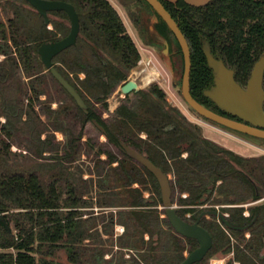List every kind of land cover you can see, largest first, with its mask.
<instances>
[{"label":"trees","instance_id":"16d2710c","mask_svg":"<svg viewBox=\"0 0 264 264\" xmlns=\"http://www.w3.org/2000/svg\"><path fill=\"white\" fill-rule=\"evenodd\" d=\"M63 1L77 11L80 31L76 44L56 55L53 62L81 95L88 113L43 66L37 51L41 43L69 33L67 14L49 12L62 21L49 17L46 24L26 0H6L13 15L7 22L0 20V54L4 55L0 60V116L6 118L1 130L21 122L32 145L28 147L29 160L8 164L5 153L10 152L11 144L0 133L5 150L0 152V264H62L60 252L65 253L68 264L181 263L185 248L196 240L177 234L162 216L157 179L124 152L122 143L145 155L165 174H173V192L187 193L178 201L181 218L187 220L185 215L190 213L191 222L196 221L203 212L198 206L206 203L228 205L222 210L228 213L230 224L246 226L244 230L250 233L244 245H234L235 259L240 264H264V202L249 206V216L243 214L244 206H239L264 197V155H238L202 137L198 126L169 103L156 84L134 92L133 101L119 105L113 119L104 121L95 105L107 108L109 95L127 81L138 64L139 49L109 0ZM164 5L188 41L190 92L196 101L210 107L202 95L213 81L202 51L205 41L234 70L235 80L247 83L255 62L264 54V0H211L204 7L178 0L164 1ZM23 77L28 83L23 84ZM48 77L76 105L81 129L63 153L44 157V152L50 151L49 136H41L48 130L41 119L38 124L33 118L32 104L23 107L19 101L25 94L23 87L30 92V101L41 94L48 96ZM60 111L47 106L44 114L50 118ZM23 114L27 116L24 121ZM94 119L104 133L93 124ZM87 123L118 152L89 143L95 154L93 165H74L77 143ZM84 174L88 177L83 178ZM147 181L154 188L149 198L144 197ZM94 206L99 211L84 218V209ZM117 225L124 228L121 234L114 231ZM200 225L211 234L213 246L194 264H207L213 253L232 250L230 237L220 225L206 224L205 216ZM225 227L241 240L243 229ZM124 252L129 253V259L124 258ZM106 254L110 256L106 258Z\"/></svg>","mask_w":264,"mask_h":264},{"label":"rangeland","instance_id":"374dc122","mask_svg":"<svg viewBox=\"0 0 264 264\" xmlns=\"http://www.w3.org/2000/svg\"><path fill=\"white\" fill-rule=\"evenodd\" d=\"M114 7L118 10L119 14L122 17L124 24L133 40L135 41L139 52L140 59H142V64H137L129 73L128 79H135L139 84L140 89H147L151 85H158L165 93L166 99L173 106L178 107L180 111L187 117V119L198 126L199 133L202 137L207 138L214 143L233 151L238 155L245 157H260L264 155V140H258L259 143H254L246 140L242 135L236 133L228 128L220 126L216 123H213L200 115H198L190 106L185 102L181 87H182V78L184 72V62L181 48L170 29L166 26L163 20L160 18L158 13L144 0H109ZM13 12L11 7L7 5L6 0H0V20L7 22L8 17L12 16ZM49 17L57 21H62L60 17L52 16L49 14ZM136 19V22L135 20ZM49 28H52L50 25ZM167 40V42L165 41ZM4 59V55L0 54V60ZM154 65V66H153ZM151 69L155 68L157 74L154 76L152 81L149 83L145 82V77L147 75L145 68ZM158 68V69H157ZM136 73V74H135ZM140 76V77H139ZM80 77L83 78L84 75L80 74ZM23 84L28 83V80L23 77ZM124 82L120 83L109 95L107 98V108L102 107L100 104L95 105V109L98 114L104 119V121L109 122L113 119V114L115 109L121 104H129L135 99L134 92L126 96L121 95L120 86ZM246 85V83L244 84ZM47 95L41 94L38 99L33 98L32 101L29 98L30 92L26 89L25 94L22 97L20 105L26 107L27 105L32 106L31 113L33 118L39 124V119L43 121L45 128L48 132L42 134L41 139H45L46 136H49V148L50 151L44 152V157L50 156L54 152L63 153L65 148L68 146L71 139L77 137L81 126L80 121L78 120L76 105L67 95L61 90L60 86L54 82L50 77H48L46 85ZM51 98V102L49 101ZM47 106H50V109L61 110L58 114L52 113L51 117L48 118L44 111ZM26 115L23 114L22 121L26 119ZM6 122L4 116H0V130L2 125ZM10 130V133H8ZM85 134L82 136L80 141L77 143L76 157L77 165L78 163L93 165L94 152L89 148V143L94 146L101 147L103 149L111 150L115 153L118 151L112 146L106 144V137L101 135L99 131L91 124L87 123L85 126ZM1 137L10 145V152L5 153L2 145L0 144V152L5 153L7 163H24L26 162L29 156H31V150L28 147H32L27 141L25 134V126L21 122H16V125L12 124L6 127L3 131H0ZM10 135V136H9ZM145 137V134H142ZM89 142H86V141ZM80 152V153H79ZM78 153L80 156L78 157ZM90 153V154H89ZM182 156H186V153H183ZM102 159H105L106 156L102 155ZM39 160L43 161V158ZM135 163V162H134ZM115 165V164H114ZM88 175L84 174L83 178H87ZM168 177L170 182L173 181V174L169 173ZM148 180V179H147ZM138 185H135L137 187ZM154 188L149 185L148 181L146 184V190L144 192V197L149 198ZM156 193V192H155ZM157 196V195H156ZM155 197V194L154 196ZM187 193L172 190V202L176 210L180 209L178 201L180 198H186ZM264 202V197L255 202H249L245 204H240L239 206H244L245 211L244 215L249 216L248 207L251 205L259 204ZM162 204L158 205V209L162 211ZM228 205L220 204H209L198 206L197 209L202 211H213L217 210L220 213H223L226 218L228 216L227 212H223L222 208L227 207ZM85 214L84 218L88 217V213L91 211L98 212L99 208L94 206L93 208L84 209ZM165 217V214H162ZM190 213L185 215L187 221L191 222L189 219ZM206 224L217 223L220 225L227 235L230 237V242L232 250L223 254L222 252L213 253L207 260V264H214L215 261H221L220 264H240V261L235 259L234 245L241 243L244 245L250 238V233L246 229H243V234H241V240L231 236L227 231L225 225L219 220L217 216L212 217V215H206ZM121 226V225H120ZM116 233V227L114 229ZM242 245H240L242 247ZM198 247L197 242H193L191 245H187L183 254L186 257L191 250H194ZM60 262L62 264H68L66 255L64 252H60ZM110 255L106 254L105 257L108 258ZM124 258L129 259V253L124 252Z\"/></svg>","mask_w":264,"mask_h":264},{"label":"water","instance_id":"95a60500","mask_svg":"<svg viewBox=\"0 0 264 264\" xmlns=\"http://www.w3.org/2000/svg\"><path fill=\"white\" fill-rule=\"evenodd\" d=\"M43 17L44 22L49 24V12L64 11L68 18L69 33L63 38L46 41L39 45L38 54L43 66L50 71L58 83L69 93L77 106L88 113L87 105L77 90L62 76L55 68L53 58L65 49L76 44L80 31V22L77 11L71 3L63 0H26ZM166 22L170 30L177 38L184 56V72L182 78V95L185 102L201 117L228 128L242 135L246 140L259 143L264 140V54L255 62L250 77L245 87L239 84L234 77V70L225 65L224 61L216 56L208 41L202 46V51L206 59V64L212 72V85L203 91V95L208 98L216 108L232 116L226 117L205 107L194 99L190 92L191 57L188 42L180 30L176 21L162 4L161 0H145ZM175 2L178 0H164ZM187 5L193 7H204L211 0H182ZM140 90L135 79H128L120 86V93L127 96L132 92ZM93 124L104 133V128L95 119ZM124 152L143 165L151 172L159 184L161 193V208L164 209L165 217L169 220L174 231L186 238L196 240L198 247L192 250L179 264H194L201 261L213 246V239L209 231L200 225V219L206 215H214L229 228L244 229L246 226H233L223 213L217 210L203 211L196 221L189 222L177 214V210L172 202V187L167 174L156 166L145 155L139 153L130 146L122 143Z\"/></svg>","mask_w":264,"mask_h":264},{"label":"flooded vegetation","instance_id":"af4514ba","mask_svg":"<svg viewBox=\"0 0 264 264\" xmlns=\"http://www.w3.org/2000/svg\"><path fill=\"white\" fill-rule=\"evenodd\" d=\"M144 2H146L145 0H144ZM161 2H162V4L164 5V0H161ZM168 2V1H167ZM147 3V2H146ZM164 7H165V5H164ZM166 8V7H165ZM168 11V10H167ZM169 12V11H168ZM170 13V12H169ZM170 15H171V13H170ZM172 16V15H171ZM161 18V17H160ZM173 18V17H172ZM162 19V18H161ZM174 19V18H173ZM163 20V19H162ZM175 20V19H174ZM176 21V20H175ZM163 22L166 24V22L163 20ZM176 23H177V21H176ZM178 24V23H177ZM166 26L168 27V25L166 24ZM179 26V25H178ZM169 28V27H168ZM170 29V28H169ZM181 30V29H180ZM171 31V30H170ZM172 32V31H171ZM173 33V32H172ZM183 33V32H182ZM174 35V34H173ZM174 37H175V35H174ZM176 38V37H175ZM186 38V37H185ZM176 40H177V38H176ZM187 40V39H186ZM165 41L167 42V40L165 39ZM177 42H178V40H177ZM188 42V41H187ZM178 44H179V42H178ZM179 46H180V44H179ZM188 46H189V44H188ZM181 48V47H180ZM189 50H190V48H189ZM181 51H182V49H181ZM182 55H183V53H182ZM216 55V54H215ZM217 56V55H216ZM190 57H191V53H190ZM183 62H184V56H183ZM191 66H192V63H191ZM230 68V67H229ZM190 76H191V73H190ZM247 84V83H246ZM212 85V84H211ZM210 85V86H211ZM210 86L208 87V88H210ZM243 87H245L246 85H242ZM207 88V89H208ZM205 90V89H204ZM203 90V91H204ZM203 95V94H202ZM203 97L206 99V102H207V104H209V109L210 110H212V111H214V112H216V113H219V114H223L224 116H226V117H229V118H233L232 116H229V115H227V114H224L223 112H221V111H219L217 108H216V106L208 99V98H206L204 95H203ZM233 119H236V118H233Z\"/></svg>","mask_w":264,"mask_h":264},{"label":"bare ground","instance_id":"6f19581e","mask_svg":"<svg viewBox=\"0 0 264 264\" xmlns=\"http://www.w3.org/2000/svg\"><path fill=\"white\" fill-rule=\"evenodd\" d=\"M153 66H154V65H153ZM146 68H147V67H146ZM157 69H158V68H157ZM144 71H146V73H147L146 77L144 78L146 83H149V82L152 81L154 78H156V77H154V76L157 74V71H156L155 68L145 69ZM135 74H136V73H135ZM139 77H140V76H139ZM139 84H140V82H139ZM220 262H221V261H215L214 264H220Z\"/></svg>","mask_w":264,"mask_h":264},{"label":"built area","instance_id":"2783aa9c","mask_svg":"<svg viewBox=\"0 0 264 264\" xmlns=\"http://www.w3.org/2000/svg\"><path fill=\"white\" fill-rule=\"evenodd\" d=\"M142 63H143L142 62V59H140L139 62H138V64H142ZM145 69H147V68H145ZM123 230H124L123 226H120V225H117L116 226V233L121 234L123 232Z\"/></svg>","mask_w":264,"mask_h":264},{"label":"crops","instance_id":"0c3cea01","mask_svg":"<svg viewBox=\"0 0 264 264\" xmlns=\"http://www.w3.org/2000/svg\"><path fill=\"white\" fill-rule=\"evenodd\" d=\"M137 185V184H136Z\"/></svg>","mask_w":264,"mask_h":264}]
</instances>
